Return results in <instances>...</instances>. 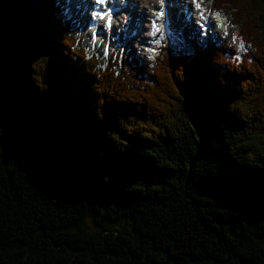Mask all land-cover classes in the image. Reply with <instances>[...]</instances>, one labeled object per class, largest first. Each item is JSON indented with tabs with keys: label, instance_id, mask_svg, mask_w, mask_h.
I'll list each match as a JSON object with an SVG mask.
<instances>
[{
	"label": "trees",
	"instance_id": "trees-1",
	"mask_svg": "<svg viewBox=\"0 0 264 264\" xmlns=\"http://www.w3.org/2000/svg\"><path fill=\"white\" fill-rule=\"evenodd\" d=\"M216 5L241 58L151 67L89 55L57 0H0V264H264V0Z\"/></svg>",
	"mask_w": 264,
	"mask_h": 264
},
{
	"label": "rangeland",
	"instance_id": "rangeland-1",
	"mask_svg": "<svg viewBox=\"0 0 264 264\" xmlns=\"http://www.w3.org/2000/svg\"><path fill=\"white\" fill-rule=\"evenodd\" d=\"M34 1H40V0H34ZM205 5L207 6L208 11L213 9L212 12H214V14H215V12L218 11L219 13H223V14L227 15V17L229 19V24L227 27H223L221 24H219L218 20L215 18V15H216L215 14L214 18H215L216 22H213L212 25H210V29L212 31V34L215 35L214 37H216V40L218 42H226V43L231 44V46L236 48L235 50H237L236 51L237 56H239L241 58L243 56L242 53L247 51L249 45H247L244 42L243 48L239 46V44H238L239 42H237L236 36L238 38H240V35H239V29L240 28L238 25H234L231 22L232 21V15L227 10L217 9L216 2L214 0H205ZM172 10L175 11L176 26L179 28L181 33H179L180 35H178L180 37V41H176L175 43H173V41L168 40L169 46L171 47L170 48L171 53L181 52L183 54V53L190 52L192 50V46L190 43L192 42L193 39H198V42L202 41V40H204V42L207 41L206 35L200 36L201 31L199 28H197V27H199V25H197L199 23L198 21L195 20L194 28L190 25V27L186 30V29H184L186 22H187V18L185 17L186 13L181 12L180 9L175 10V8H172ZM214 10H217V11H214ZM181 15L184 16V20L180 19ZM133 17H134V18H132L133 25H131V26L133 28H136L138 23L142 24V22H144L147 26L146 34H148L149 33L148 27L150 26L151 21L149 19H144L141 22V20L139 21L138 18H136V16H133ZM88 18L89 17L87 15L81 14V19H84V21H81V19H79V20H77V22H71L74 25V31L78 37L79 46H85L90 55L92 54L93 51H96L101 55V57H104V58L109 57L110 54L105 56V49L108 47V43L110 41V37H111L110 32H108V34L105 36V38L102 39L99 43L93 42L92 41L93 39H91V36L88 32V24H85V21ZM66 19L69 20L70 15L66 16ZM130 21L131 20H129V22ZM118 31H119V29H118ZM140 38H142V37H140ZM97 43H98V45H97ZM110 48H112V50L114 52L118 51L116 46H113ZM146 48L147 47H146L145 43H142V41L140 39H135V40H133V42L129 43L127 50L121 49L119 51H124L128 54L130 52L134 56L140 55L141 59H142V63L145 64L148 61H154V58L156 56L154 53H148ZM144 52L146 54H143ZM89 221L90 220H88V222Z\"/></svg>",
	"mask_w": 264,
	"mask_h": 264
},
{
	"label": "bare ground",
	"instance_id": "bare-ground-1",
	"mask_svg": "<svg viewBox=\"0 0 264 264\" xmlns=\"http://www.w3.org/2000/svg\"><path fill=\"white\" fill-rule=\"evenodd\" d=\"M169 2H172V4L178 6L181 12L186 13L187 17L194 16L196 20L199 19L200 21L204 22V19L210 16L211 21L208 24L204 25L205 29L207 30H209L210 25L213 22H215V18L218 20L219 24H221L223 27H227L229 24V19L227 15L220 13L219 16L215 15V18H214L213 14L209 13V11L205 7L202 8L205 18H201L200 10L195 8L191 4V0H169ZM169 4L171 5V3ZM119 6H120V9L117 11L118 13H120V16L118 17L119 21L125 20V19L128 21L131 19V17L134 18L133 16H136V18H138V20L139 21L141 20L142 22L144 19H150V18H153V16L155 17V15H157V13L159 12L158 8L160 4L158 0H129V5L127 7H122L121 4ZM116 19H114L115 22H116ZM67 21L69 22V20ZM191 21L192 19H190V22ZM131 25H133V23L130 24L129 27H131ZM137 26L138 28L134 33H133L134 30L132 29L133 27H131L130 33L132 32L133 35L138 34V36L142 33H146L147 26L144 22H142V24L138 23ZM210 39L211 37H209L207 41H209ZM236 40L237 42H239L238 44L240 47H241V44H243L244 46V41L242 40L241 37L238 38L236 36ZM192 49H193V45H192Z\"/></svg>",
	"mask_w": 264,
	"mask_h": 264
},
{
	"label": "snow or ice",
	"instance_id": "snow-or-ice-1",
	"mask_svg": "<svg viewBox=\"0 0 264 264\" xmlns=\"http://www.w3.org/2000/svg\"><path fill=\"white\" fill-rule=\"evenodd\" d=\"M97 3H105L106 0H96ZM160 5H164L165 4V0H158ZM191 2L195 5V7L197 9H200V16L201 18H205L204 17V12L202 9V2L203 0H191ZM67 9L70 11L71 9V0H68L67 2ZM165 15V12L163 10V8H161V10L157 13V19H159L160 17H163ZM220 13L217 12L216 16H219ZM99 17L100 19H105L106 20V27H111L112 24V15H111V10L109 9L108 11L102 12V13H95L93 18ZM161 31V27L159 25L156 24L155 21H153V31H152V35L155 36L157 32ZM164 37L161 36L160 39L156 40L155 43L156 44H160L161 40ZM95 39V37H94ZM241 47L243 48V44H241ZM107 55V52H105V56Z\"/></svg>",
	"mask_w": 264,
	"mask_h": 264
}]
</instances>
